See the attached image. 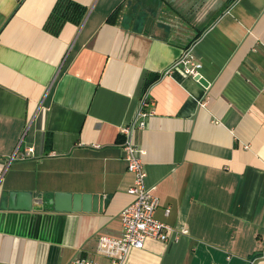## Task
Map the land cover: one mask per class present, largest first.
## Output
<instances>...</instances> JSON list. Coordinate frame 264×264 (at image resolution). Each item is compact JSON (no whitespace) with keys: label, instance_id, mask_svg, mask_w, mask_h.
Masks as SVG:
<instances>
[{"label":"crops","instance_id":"obj_1","mask_svg":"<svg viewBox=\"0 0 264 264\" xmlns=\"http://www.w3.org/2000/svg\"><path fill=\"white\" fill-rule=\"evenodd\" d=\"M57 1L0 0V264H112L98 242L122 235L133 198V121L155 215L187 232L123 264H264V0H74L87 14L55 34ZM189 47L207 84L171 68ZM146 74L160 78L145 89ZM58 191L107 202L59 211Z\"/></svg>","mask_w":264,"mask_h":264},{"label":"built area","instance_id":"obj_2","mask_svg":"<svg viewBox=\"0 0 264 264\" xmlns=\"http://www.w3.org/2000/svg\"><path fill=\"white\" fill-rule=\"evenodd\" d=\"M180 64L185 66L186 72L195 77L202 66L193 59L190 47L185 49L183 56L171 68ZM146 104L147 99H144L143 105ZM140 125H143V122ZM136 127V122L133 121L121 130L124 157L128 169L134 174L133 184L128 189L133 198L121 211L122 235L116 237L102 234L98 242L99 252L110 257L112 264H123L131 249L143 248L149 238L175 242L179 240L180 233L187 232L185 228L175 231L171 225L161 221L155 215L160 200L155 186L149 187L146 183L147 171L142 159L143 150L135 141ZM31 150L32 148H28L22 156H27ZM71 264L98 263L88 258L77 257L71 261Z\"/></svg>","mask_w":264,"mask_h":264},{"label":"water","instance_id":"obj_3","mask_svg":"<svg viewBox=\"0 0 264 264\" xmlns=\"http://www.w3.org/2000/svg\"><path fill=\"white\" fill-rule=\"evenodd\" d=\"M196 78L207 84V81L201 76L197 75ZM4 199L8 198V193L4 192ZM2 200V205H5L6 200ZM10 207L31 209L33 207V198L31 192L28 191H12L9 193ZM40 201V199L38 200ZM107 202L101 195L79 194L58 191L55 192L51 199V208L59 211H80V210H97L102 209L103 205ZM98 205V206H97Z\"/></svg>","mask_w":264,"mask_h":264},{"label":"trees","instance_id":"obj_4","mask_svg":"<svg viewBox=\"0 0 264 264\" xmlns=\"http://www.w3.org/2000/svg\"><path fill=\"white\" fill-rule=\"evenodd\" d=\"M119 9L120 8H117L111 15L110 20L112 22H114L116 19L113 17H115L116 14L118 16L120 11ZM87 11L88 8L85 5L74 0H58L48 18L46 27L53 33L57 34L61 30L62 26L68 21L81 23L87 14ZM195 39L196 37L193 38L192 42ZM159 78L160 74H146L143 87L145 89L150 87L151 84L157 81Z\"/></svg>","mask_w":264,"mask_h":264},{"label":"rangeland","instance_id":"obj_5","mask_svg":"<svg viewBox=\"0 0 264 264\" xmlns=\"http://www.w3.org/2000/svg\"><path fill=\"white\" fill-rule=\"evenodd\" d=\"M163 15L173 17V16H174V12H172V11H165V12L163 13ZM166 19H167V20H170L171 22H176V23H178V21H177L176 19H173V18H166ZM166 19H164V20H166ZM196 31H198V30H196Z\"/></svg>","mask_w":264,"mask_h":264}]
</instances>
